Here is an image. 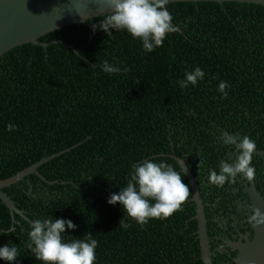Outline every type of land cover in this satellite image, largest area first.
<instances>
[{"label":"trees","instance_id":"obj_1","mask_svg":"<svg viewBox=\"0 0 264 264\" xmlns=\"http://www.w3.org/2000/svg\"><path fill=\"white\" fill-rule=\"evenodd\" d=\"M166 7L178 31L150 53L125 30L94 32L102 16L39 38L69 47L24 44L0 56V180L62 152L42 164L55 162L39 173L44 181L35 176L5 194L31 222L71 220L66 241L90 232L94 264H200L190 196L170 217L140 225L110 195L145 160L176 164L173 155L191 169L219 142L217 128L264 130V7ZM104 61L121 71L104 72ZM197 67L204 78L181 89L177 81ZM11 229L7 237L0 206V247L18 248L13 264H42L27 247L30 224L16 219Z\"/></svg>","mask_w":264,"mask_h":264},{"label":"clouds","instance_id":"obj_2","mask_svg":"<svg viewBox=\"0 0 264 264\" xmlns=\"http://www.w3.org/2000/svg\"><path fill=\"white\" fill-rule=\"evenodd\" d=\"M108 2L111 12L105 15L99 24L92 25L94 32L99 28L110 36L112 30H125L133 38L140 39L143 49L150 53L163 45L168 34L178 31V28L173 26V17L166 7L169 0H108ZM101 68L109 74L121 71L119 66H114L108 61H104ZM123 71L126 73L129 69L125 68ZM204 76V71L197 67L191 72H186L185 79L178 80L177 83L184 89L189 85H197ZM227 87L228 84L221 81L218 91L226 96ZM7 130L14 131L15 127L9 124ZM221 137V142L225 146L234 148L235 159L221 160L219 171H209L208 183L223 187L227 182L234 183L237 176L248 182L254 181L255 169L251 162L256 150L255 142L247 135L241 138L236 134L222 133ZM178 163L184 176L186 168L181 162ZM202 164L201 158L199 168ZM183 176L172 165L164 162L145 160L140 164H133L127 186L120 188L118 193H112L108 203L110 205L119 203L124 212L140 225L147 224L152 218H168L180 210L181 205L190 196V188L183 182ZM249 223L257 226L264 224V213L259 208L253 209ZM128 226L123 225L125 228ZM76 227L71 220L63 218L36 219L30 224L27 247L42 264H94L98 242L92 238L90 232L83 238L70 241L64 239L63 234L66 230H74ZM11 231L12 229L8 230L9 233ZM18 257V248L15 245L0 247V259L7 261L8 264H13Z\"/></svg>","mask_w":264,"mask_h":264},{"label":"water","instance_id":"obj_3","mask_svg":"<svg viewBox=\"0 0 264 264\" xmlns=\"http://www.w3.org/2000/svg\"><path fill=\"white\" fill-rule=\"evenodd\" d=\"M198 2L216 4L233 2L264 7V0H169V3ZM110 12L111 7L108 0H0V56L10 49L24 44L44 48L47 44L58 42L69 47L62 41L42 43L39 38L55 30L80 24L84 22L83 19L102 17ZM61 153L41 158L16 174L0 180V206L5 211L8 230L11 229L13 220L19 219L23 223L26 221L29 224L31 221L14 206L13 202L6 196V191L25 184L35 176L44 181L39 173L55 162L42 164ZM257 154L260 153L254 151L252 159L264 162V156ZM168 157L176 162V164L169 165L176 168L183 176L178 161L185 166L184 162L173 155H168ZM183 178L190 188V201L194 205L192 219L195 221L200 264H212L202 203L198 197L194 179L187 168ZM28 192H30V188ZM256 208L264 213V202L250 189L243 196L242 215L237 226L228 237L226 252L221 264H264V224L257 226L249 223L252 210ZM9 234L7 231V237Z\"/></svg>","mask_w":264,"mask_h":264},{"label":"flooded vegetation","instance_id":"obj_4","mask_svg":"<svg viewBox=\"0 0 264 264\" xmlns=\"http://www.w3.org/2000/svg\"><path fill=\"white\" fill-rule=\"evenodd\" d=\"M251 128L255 129V126ZM217 129L221 134L228 133L220 128ZM242 130L243 127H239L236 131L230 129L229 134H236L241 138L245 135L249 136L256 144L255 151L260 153L257 155L264 156V130H259L258 132L247 130L243 133ZM221 134L217 136L219 142L215 141L214 146L202 158V167L199 168L200 161L192 164L191 169L186 167L194 179L198 197L202 203L212 264L222 263L228 237L237 226L242 215L244 194L252 189L264 202V162L252 159L251 166L255 169L254 181L248 182L237 176L234 183L227 182L223 187L208 183L209 171H219L221 160L235 159L234 148L225 146L221 142ZM205 163L208 164L204 165ZM188 201H190V198Z\"/></svg>","mask_w":264,"mask_h":264}]
</instances>
